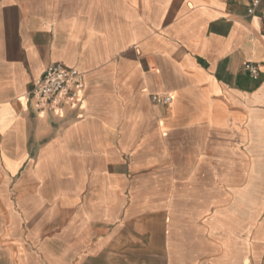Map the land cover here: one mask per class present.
Listing matches in <instances>:
<instances>
[{
    "label": "crops",
    "instance_id": "crops-1",
    "mask_svg": "<svg viewBox=\"0 0 264 264\" xmlns=\"http://www.w3.org/2000/svg\"><path fill=\"white\" fill-rule=\"evenodd\" d=\"M252 1L0 0V264H264ZM53 63L86 79L62 117Z\"/></svg>",
    "mask_w": 264,
    "mask_h": 264
},
{
    "label": "built area",
    "instance_id": "built-area-1",
    "mask_svg": "<svg viewBox=\"0 0 264 264\" xmlns=\"http://www.w3.org/2000/svg\"><path fill=\"white\" fill-rule=\"evenodd\" d=\"M260 3L261 0H253L248 12L253 14ZM245 68L252 76H259V68L253 62H247ZM85 91L86 79L83 72L62 63H53L31 89L29 100L34 102L38 110H47L62 117L68 111L81 107ZM151 99L155 103L169 105L173 96L155 93L151 95Z\"/></svg>",
    "mask_w": 264,
    "mask_h": 264
},
{
    "label": "rangeland",
    "instance_id": "rangeland-1",
    "mask_svg": "<svg viewBox=\"0 0 264 264\" xmlns=\"http://www.w3.org/2000/svg\"><path fill=\"white\" fill-rule=\"evenodd\" d=\"M156 104H159V103H156ZM254 181H256V180H253V183H255V190H254V194H253V198L255 199L254 201H256L257 203L263 202L264 201V195L262 193L263 190L261 189V186L263 187L264 182L259 183L258 180L256 182H254Z\"/></svg>",
    "mask_w": 264,
    "mask_h": 264
}]
</instances>
